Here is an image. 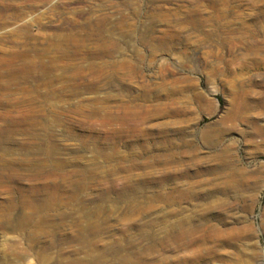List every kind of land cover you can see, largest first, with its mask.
Instances as JSON below:
<instances>
[{"label": "rangeland", "instance_id": "rangeland-1", "mask_svg": "<svg viewBox=\"0 0 264 264\" xmlns=\"http://www.w3.org/2000/svg\"><path fill=\"white\" fill-rule=\"evenodd\" d=\"M213 1L0 0V264H264V0Z\"/></svg>", "mask_w": 264, "mask_h": 264}, {"label": "bare ground", "instance_id": "bare-ground-1", "mask_svg": "<svg viewBox=\"0 0 264 264\" xmlns=\"http://www.w3.org/2000/svg\"><path fill=\"white\" fill-rule=\"evenodd\" d=\"M151 2H154V0H151ZM213 2H214V5L217 4L216 0L213 1ZM193 12L199 13L200 9L199 8H195L193 10ZM219 12H221V11H219ZM149 16H150V14L147 13V11L145 9L143 11V9H141L140 7L135 8L134 12H132V13L130 12L128 15H125L124 24H122V26L125 27V30H126L125 33H128V32L132 33L133 31H137L138 33L141 34V36H142L141 39L143 40V42H147L149 45H151L152 48H157V45L163 46L164 44L157 43L155 41V39L151 40L150 38L147 39L148 37L146 38V35L148 33H150L151 31H153V29H154L153 23H147V19H148ZM152 16H153L154 19L155 18H161V19L164 20L165 19V7L163 5L156 6L155 13L152 14L151 17ZM131 18L134 20V22L130 20ZM102 26L103 25H101V29H100L101 31L99 32L100 33L99 35H100L101 39L106 41V42L112 43V45H110L112 47L113 46L115 47L116 45H118L119 41L116 40L114 37H111L110 35L105 34V29ZM84 39L82 38V40H84ZM110 46H108L106 48L110 49L111 48ZM68 55H69V52H65L64 53V57H67ZM38 68L39 67H37V69ZM66 68L69 69L68 66ZM39 69H41V68H39ZM81 69H84V68L83 67H78L77 71H80ZM70 71H72V72L74 71V73L71 72V73L65 75V77L67 76V77H70V78H78V77H82L84 75L86 76V74H82L81 71L80 72L75 71L73 69V67L71 68ZM117 72H119V71L117 70ZM85 73H86V71H85ZM26 74H27V72H26ZM101 74H99V76L103 75V74L102 75ZM31 75H34V74H30L29 76H31ZM53 76H55V74H53ZM112 76H113V74H112ZM154 91H155L154 88L153 89H149V90L147 89L146 92L144 93V95H137L135 97V101H133L132 103H130L129 105L126 106L127 108L130 109V113L133 115V117L135 119L136 118H142V120L146 121V119H148L147 117L149 115H152L151 113L158 112V111H160V112L165 111V102H158V103H152L151 102V100L153 101V99H154L153 98V92ZM158 99H160V98H158ZM158 99H157V101H158ZM138 100H140V101H138ZM259 131L264 132V128H259ZM185 144L188 145V144H191V142L187 141V142H185ZM183 173H184L185 176H187L188 172H187L186 168L183 170ZM138 263H140V262H138Z\"/></svg>", "mask_w": 264, "mask_h": 264}]
</instances>
